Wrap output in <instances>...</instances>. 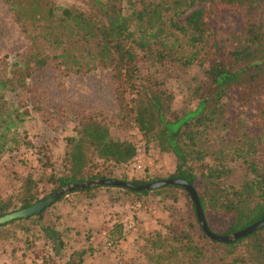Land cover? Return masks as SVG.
<instances>
[{
	"label": "trees",
	"instance_id": "trees-1",
	"mask_svg": "<svg viewBox=\"0 0 264 264\" xmlns=\"http://www.w3.org/2000/svg\"><path fill=\"white\" fill-rule=\"evenodd\" d=\"M89 2L95 13L55 6L44 0H10L16 23L32 39L30 50L40 44L47 47V53L32 50L34 53L30 54V51L22 61L12 63V77L0 78V153L11 141L5 138L16 124L12 118L19 123L28 114L27 106L20 111L21 108H13L9 99L13 102L12 96L23 87L29 75V70L25 71L31 62L34 69L55 66L65 76L106 67L113 72L116 81V100L122 116L131 114L145 143L155 142L161 153L173 155L175 169L169 177L185 180L194 188L204 217L205 211L210 209L228 220V227L221 235L242 230L264 218V0ZM197 3L206 5L192 9ZM190 9L183 25L175 21ZM225 12L239 15L241 31L232 30L222 22L214 23L213 20ZM166 32L179 33L192 47L204 48L199 60L204 78L192 89L195 105L191 109H173V95L164 87V82L153 74H140L139 62L162 63L172 57L174 45L162 39ZM219 34H225L226 39H220ZM195 54L198 55L197 50ZM196 57L183 58L184 64ZM252 123L255 132L249 128ZM215 124L224 129L223 139L234 145L233 157L242 159L250 170L251 178L239 188L224 186L222 178L229 171L225 167L208 165L198 146L200 130ZM19 139L20 136H16L12 140L18 144ZM21 140L27 151L37 150L36 155H41L40 148L25 138ZM66 140V171L48 178L53 187L43 199L60 187L96 178L119 179L132 184L154 181L114 175V167L131 165L136 148L129 141L114 139L98 117L80 120L77 136ZM94 157L98 163H94ZM37 161L47 167V161L43 163L39 157ZM99 188L111 187L91 186L72 191L41 212L0 224V228L34 218L39 239L43 240L49 254L61 257L62 251H67L63 264H83L94 248L91 245L70 247L67 228L58 229L55 222L52 225L43 223V214L57 201L67 199L69 194H76L79 199L93 198ZM117 188L122 192L114 200L120 199L130 206L138 204L149 192H163L166 199L172 196L174 189L186 192L179 185L143 191ZM37 195V180L28 174L21 185L18 208L12 209L16 203L11 198L0 197V216L31 206L38 200ZM190 206L195 213L192 202ZM167 212L172 215L171 210ZM125 234L122 220H116L105 235L111 245H117L125 240ZM142 241L137 247L138 254L148 264H164L175 257L182 258L180 261L185 264H202L207 247L221 250L219 264H264V226L234 241L221 242L203 231L197 217L190 229L179 227L173 218L164 223L162 231L152 236L144 235Z\"/></svg>",
	"mask_w": 264,
	"mask_h": 264
},
{
	"label": "rangeland",
	"instance_id": "rangeland-1",
	"mask_svg": "<svg viewBox=\"0 0 264 264\" xmlns=\"http://www.w3.org/2000/svg\"><path fill=\"white\" fill-rule=\"evenodd\" d=\"M44 1L55 6H69L95 13L89 0ZM205 5L206 3H197L192 9ZM192 9L177 17L175 21L183 25L186 15ZM213 21L216 24L222 22L235 31L242 29L238 14L221 13ZM226 37L225 34H219L222 40ZM162 39L168 41L169 45H174L172 57L162 63H154L151 60L139 62L140 74H153L164 82V87L173 95V109H191L195 105L191 95L192 89L204 78L199 64L204 48L192 47L187 38L179 33L166 32ZM31 47V37L22 30L12 15L10 0H0V78L12 77V63L22 61L30 51V54L34 53L32 50L47 53L46 46L39 44L38 48L33 46L30 50ZM196 50L198 55L195 54ZM192 55L197 56L195 60L184 64L183 58L189 59ZM28 70L29 75L24 79L23 87L12 96L14 104L9 99L13 108H21L20 111L27 106L28 114L19 123L12 114L11 117L16 124L5 138L11 141L7 142L6 150L0 153V197L11 198L16 203L12 209L18 208L21 185L28 174L37 180L36 202L43 200L50 193L53 185L49 183L48 178L51 175L59 176L66 171V139L76 137L80 120L90 116L102 119L114 139L129 141L136 148L135 158L139 159L137 162L142 165L141 168H135L132 161L131 165L116 166L113 168L116 177L154 181L170 178L175 169L173 155L161 153L155 142L145 143L131 114L122 116L116 100V81L109 68L99 66L87 73H72L65 76L55 66L34 69L31 62L25 72ZM127 98L129 99V96ZM249 128L252 132L256 130L253 123ZM200 131L197 142L205 154L206 163L212 167H225L229 171L228 175L222 178L225 187L239 188L251 178L246 163L240 158L233 157L234 145L223 139L224 129L220 124ZM16 136H20L18 144L12 140L16 139ZM22 138L40 148L41 155H36L37 150L27 151ZM38 157L43 163L47 161V167L37 161ZM98 162L94 157V163ZM102 189L104 190V188L95 190L91 201L90 198L79 199L76 194H69L67 199L57 201L43 214V223L52 225L54 222H60L68 208L79 206L80 216L77 221L86 213L84 220L93 224L92 232L88 231L84 236L69 232L70 247L91 245L96 252L84 264H148L138 254L137 248L144 235L152 236L162 231L164 223H169L173 218L177 225L184 229L188 227L190 229L195 222L196 216L190 206L192 201L189 195L180 189L172 190V196L167 199L163 192H149L143 196V200H139L138 204L133 206L119 201L120 199L114 200L115 196L122 192L117 187L106 188L100 192ZM170 210L172 215L167 212ZM205 218L210 228L218 235L228 227V220L210 209L205 211ZM33 219L19 220L0 228V264H63L68 252L62 251L61 257L49 254L43 240L39 239L40 232ZM116 220H122L126 233L125 240L117 245H111L105 234ZM203 255L205 259L202 264H219L221 250L207 247ZM180 260L175 257L164 264H185Z\"/></svg>",
	"mask_w": 264,
	"mask_h": 264
},
{
	"label": "water",
	"instance_id": "water-1",
	"mask_svg": "<svg viewBox=\"0 0 264 264\" xmlns=\"http://www.w3.org/2000/svg\"><path fill=\"white\" fill-rule=\"evenodd\" d=\"M165 185H179L185 188L186 192L188 193L194 205L195 214H196L197 220L201 228L213 240H217L221 242H231V241L236 240L239 237L246 236L247 234L264 226V218H262L261 220L251 224L250 226L242 230L230 233V234L217 235V234L212 233L208 229L203 210L201 208L197 193L194 190V188L185 180L173 178V177L166 178V179H160L157 181L143 183V184H132L126 181L108 179V178H105V179L96 178V179L86 180L80 183L69 184V185L60 187L54 194H52L48 198L35 202L29 207L16 210L13 212H9L5 215L0 216V224H4L13 219L26 218L35 213H39L44 208L48 207L52 202L56 201L60 196L67 195L68 193L72 191L84 189V188L91 187V186L122 187V188L130 189L132 191H143V190H148V189L159 188Z\"/></svg>",
	"mask_w": 264,
	"mask_h": 264
},
{
	"label": "crops",
	"instance_id": "crops-1",
	"mask_svg": "<svg viewBox=\"0 0 264 264\" xmlns=\"http://www.w3.org/2000/svg\"><path fill=\"white\" fill-rule=\"evenodd\" d=\"M105 190H106V188H104V190L102 189V191H100V192H103ZM89 200L91 201L92 199L90 198ZM78 212H80L79 206H76L75 208H68V209H66V212L63 213V215L61 217L62 219L60 218V222H57L56 223L57 228L58 229L59 228H67L66 230L68 232H71L73 235H76V233H79L80 236H84L88 231H91L92 232V230H93V227H92L93 224L92 223H89L90 221L84 220V218L86 217V213L84 214V217H82V219L80 221H77L78 216H80V215H78ZM80 222H82V223H80ZM83 223L85 225H82ZM89 224H91V225L88 226ZM80 247H81V245H80ZM95 253L96 252L94 251L91 255H88L86 257V260L85 261H87V259L89 257H93V255Z\"/></svg>",
	"mask_w": 264,
	"mask_h": 264
},
{
	"label": "built area",
	"instance_id": "built-area-1",
	"mask_svg": "<svg viewBox=\"0 0 264 264\" xmlns=\"http://www.w3.org/2000/svg\"><path fill=\"white\" fill-rule=\"evenodd\" d=\"M137 161H139V159L138 158H135V156H134V158L132 160L133 166L135 168H137V169H140L142 165L140 163H138Z\"/></svg>",
	"mask_w": 264,
	"mask_h": 264
}]
</instances>
